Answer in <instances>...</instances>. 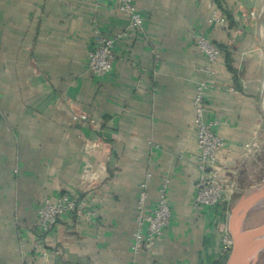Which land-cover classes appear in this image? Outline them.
Instances as JSON below:
<instances>
[{
	"label": "crops",
	"instance_id": "crops-1",
	"mask_svg": "<svg viewBox=\"0 0 264 264\" xmlns=\"http://www.w3.org/2000/svg\"><path fill=\"white\" fill-rule=\"evenodd\" d=\"M134 2L142 32L129 29L117 0H0V264H226L220 226L234 200L264 180V0ZM214 8L228 27L210 21ZM95 30L129 31L104 77L88 66ZM198 34L221 50L215 76L201 71ZM202 81L208 118L221 121L229 145L218 166L233 193L195 208ZM149 174L145 210L169 179L173 221L134 254ZM63 194L98 216L61 218L43 260L30 231L44 202Z\"/></svg>",
	"mask_w": 264,
	"mask_h": 264
},
{
	"label": "built area",
	"instance_id": "built-area-1",
	"mask_svg": "<svg viewBox=\"0 0 264 264\" xmlns=\"http://www.w3.org/2000/svg\"><path fill=\"white\" fill-rule=\"evenodd\" d=\"M120 10L129 17V29L137 32L144 30V17L139 12L134 0H117ZM210 21L228 27V18L217 8L211 13ZM95 47L89 52V70L97 77L108 75L114 66L116 42L129 35L123 31L114 36H106L100 30H95ZM197 48L206 57L207 64L201 71L207 76H215V66L221 56L220 48L204 35L195 36ZM210 85L206 81L200 82L194 98L195 119L194 125L197 135V161L199 177L196 182V193L193 200L195 208L217 207L223 205L233 193L225 182L218 166L221 153L229 148L227 141L217 131L221 125L218 118H208L207 95ZM86 119V116L83 117ZM247 144V148H250ZM147 180L141 184L139 193V210L137 217L138 228L134 233L132 250L140 254L149 250L164 236L173 221V210L169 199L170 180L165 179L160 186L158 200L149 210H145L148 197ZM66 215L75 216L78 220L94 221L98 213L89 206L86 200H79L69 194H63L55 200L47 199L38 212V223L34 236L33 246L43 260L47 259L48 251L45 248L46 237L53 231L61 218ZM229 216L221 224L223 246L226 256H229L233 239L228 228ZM23 241V245H24Z\"/></svg>",
	"mask_w": 264,
	"mask_h": 264
},
{
	"label": "water",
	"instance_id": "water-1",
	"mask_svg": "<svg viewBox=\"0 0 264 264\" xmlns=\"http://www.w3.org/2000/svg\"><path fill=\"white\" fill-rule=\"evenodd\" d=\"M264 202V184L242 196L230 212L228 228L233 247L226 264H257L264 251V222L246 228L249 214Z\"/></svg>",
	"mask_w": 264,
	"mask_h": 264
},
{
	"label": "rangeland",
	"instance_id": "rangeland-1",
	"mask_svg": "<svg viewBox=\"0 0 264 264\" xmlns=\"http://www.w3.org/2000/svg\"><path fill=\"white\" fill-rule=\"evenodd\" d=\"M264 184V180H262L257 186L256 188L261 187ZM256 188H254L253 190H255ZM252 190V191H253ZM240 199V196H238L235 200H234V205L237 203V201ZM264 222V202L261 203L255 210H253L248 218L247 221L245 223V227L246 228H252L255 227L261 223ZM260 259L263 261L264 260V251L261 253L260 255Z\"/></svg>",
	"mask_w": 264,
	"mask_h": 264
},
{
	"label": "trees",
	"instance_id": "trees-1",
	"mask_svg": "<svg viewBox=\"0 0 264 264\" xmlns=\"http://www.w3.org/2000/svg\"><path fill=\"white\" fill-rule=\"evenodd\" d=\"M217 2H219V0H217ZM228 258V256H226ZM257 264H264V260L262 261L261 259L259 260V262Z\"/></svg>",
	"mask_w": 264,
	"mask_h": 264
}]
</instances>
